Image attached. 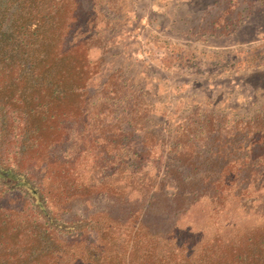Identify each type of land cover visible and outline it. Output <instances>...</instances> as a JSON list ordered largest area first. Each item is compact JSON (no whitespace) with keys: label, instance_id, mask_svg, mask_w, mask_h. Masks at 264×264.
Returning <instances> with one entry per match:
<instances>
[{"label":"trees","instance_id":"obj_1","mask_svg":"<svg viewBox=\"0 0 264 264\" xmlns=\"http://www.w3.org/2000/svg\"><path fill=\"white\" fill-rule=\"evenodd\" d=\"M71 4L70 0H0V198L8 194L25 198L23 209L0 206V231L7 227L13 236L11 244L24 245L16 264L46 256L44 264H49L56 250L61 260L69 252L63 238L67 235L76 249L72 259L90 264H264V195H259L264 187L232 178L256 175L258 169L228 161L215 164L205 168L206 184H195L189 192L179 186L178 168L169 169L178 182L173 197L194 196L185 211L197 216L183 237L175 228L164 238L150 230L140 200L155 188L158 178L149 171L150 162L158 165L162 154L146 148L156 140L153 136L136 138L132 130L112 132L117 123L101 116L100 106L92 112L94 122L88 116L90 86L99 67L89 61L85 42L70 45L65 41L62 30H67L68 23L60 18L68 16ZM130 123L126 121L129 128ZM209 126H218L219 135L210 143L219 144L217 148L202 154L194 149L177 152L174 158L224 161L237 154L234 145L244 134L264 142V126L259 123L234 134L239 130L236 125L225 135L220 124ZM74 138L78 142L75 154L68 148ZM90 157L94 171H120L127 163L123 182L112 176L89 177ZM195 164L188 165L189 172L201 169ZM215 174L219 178L214 179ZM155 194L160 195L158 187ZM96 197L120 200L122 216L98 211L64 219L76 203L89 206ZM258 200L261 206L252 216L260 221L227 217L235 205ZM200 208L207 209L205 216H198ZM199 219L207 224L203 229L197 226ZM89 229L95 230L96 237L88 242Z\"/></svg>","mask_w":264,"mask_h":264},{"label":"rangeland","instance_id":"obj_2","mask_svg":"<svg viewBox=\"0 0 264 264\" xmlns=\"http://www.w3.org/2000/svg\"><path fill=\"white\" fill-rule=\"evenodd\" d=\"M70 2L71 12L60 18L68 23L67 30H62L66 34L65 41L70 45L85 42L89 61L99 67L90 86L88 116L94 122L93 113L102 109L101 116L117 123L112 132L121 134L124 133L121 130H132L136 138L153 136L156 140L146 148L157 149L162 154L158 165L150 162L149 171L155 172L154 176L158 178L155 188L151 194L144 193L140 200L144 203L152 232H159L162 238L172 228L181 237L189 233L190 220L197 214L188 216L185 209L194 196L185 193L173 197L177 190L175 186L179 182V186L189 192L195 184H206L203 179L207 167L228 161L236 167L258 169L260 173L256 175L244 173L232 178L236 182H252L264 187V142L259 143L256 136H246L244 132L240 143L234 145L239 149L237 154L230 159L206 161L200 156L196 161H185L174 158L177 152L194 149L202 154L210 148H217L219 144H210L214 135H219L218 126L216 129L209 126L212 123L223 127L222 135L236 125L239 130L234 134L256 123L264 126V0ZM106 81L107 85L103 86ZM127 120L131 121L132 127L126 124ZM211 130L217 133L210 136ZM122 143L125 146V141ZM77 145L74 138L68 148L75 154ZM119 148L120 144L117 150ZM132 149L140 151V147ZM194 162L201 169L189 172L188 165ZM88 163L91 165L88 176L94 175L97 180L112 176V180L122 183L123 170L128 168L124 163L120 171L114 172L113 168L94 171L91 157ZM169 169L177 170L180 181L177 182L173 174L169 175ZM213 178L219 176L215 174ZM157 187L160 195L152 196ZM17 195L0 198V206L23 209L25 198ZM150 199L152 204L148 206ZM91 201L89 206L76 203L71 213L63 215L64 219L98 211L122 216L120 200L96 197ZM259 202L237 204L227 217L236 221L241 218L248 223L258 222L261 219L252 215L261 206ZM206 210L200 208L198 216H205ZM199 221V229L207 226ZM55 232L57 236L61 235ZM12 237L7 227L0 231V262L4 264H16L19 254L25 250L24 245L20 248L13 246ZM95 237V230L89 229L86 241ZM63 238L68 243V254L60 260L56 250L49 264H90L73 260L75 247L69 244L73 238L70 235ZM45 261H48L47 256L30 260L27 264H44Z\"/></svg>","mask_w":264,"mask_h":264}]
</instances>
